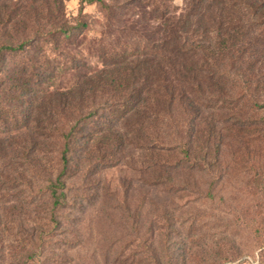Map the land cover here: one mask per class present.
Returning a JSON list of instances; mask_svg holds the SVG:
<instances>
[{"label": "rangeland", "instance_id": "rangeland-1", "mask_svg": "<svg viewBox=\"0 0 264 264\" xmlns=\"http://www.w3.org/2000/svg\"><path fill=\"white\" fill-rule=\"evenodd\" d=\"M62 1L60 12L50 0H0L5 18L21 15L29 34L39 36L0 68V264H264V108L255 107V88L243 85L254 75L242 63L218 77L230 81L225 91L198 93L211 100L199 102L203 132L196 137L186 99L173 111L153 107L123 120L121 110L112 113L107 89L87 94L93 138L73 156L67 201L54 207L49 185L59 154L48 144L56 137L36 128L39 114L55 125L79 121L76 104L73 114L57 113V94L91 88L107 72L131 73L139 57L163 56L165 16L188 15V0H138L116 7L112 19L97 3L79 0L70 10L71 0ZM41 10L38 20H26ZM56 17L73 29L68 40L35 33L39 26L49 31ZM21 25L0 23V41H21ZM200 75L204 82L206 72ZM24 83L30 92L17 103L13 95ZM27 121L33 125L22 126ZM96 127L107 132L100 151ZM180 144L190 151L181 166ZM25 148L39 151V168L16 156Z\"/></svg>", "mask_w": 264, "mask_h": 264}, {"label": "trees", "instance_id": "trees-1", "mask_svg": "<svg viewBox=\"0 0 264 264\" xmlns=\"http://www.w3.org/2000/svg\"><path fill=\"white\" fill-rule=\"evenodd\" d=\"M50 1L54 8L61 12L63 1ZM84 1L99 4L112 19L117 10L116 7H130L132 3L138 0H112V6L108 4V0ZM41 12L42 10L36 11V15L26 14V20H32L33 17L40 16ZM5 17L4 8L1 7L0 23L27 25L24 22L25 20L22 22L16 18H21V15L10 16V18ZM165 18L167 20L164 30L159 32V34L163 33L164 36L161 46L163 56L156 54L153 58L148 57L144 60H142L143 57H139L131 73H127L126 69L119 75H116L115 71L107 72L104 76L93 79L96 83L91 88H88L86 83L68 93L55 96L52 105L57 109V113L70 112L73 114V106L76 104L75 108H79L81 116L79 121L65 125H55L48 120L46 113L39 114V118L35 122L36 128L44 135L51 134V136L56 137L48 139V144L53 152L58 151L59 154L60 169L49 185L50 199L54 207L62 206L67 201L68 171L73 156L83 148L81 147L82 141H87V144L90 145L93 138L89 133L90 123L87 122L89 116H84L86 110L84 103H86L87 94L89 93L96 94L99 90L107 89L108 95L113 101L115 99L112 113L118 114L121 110L123 120L140 118L142 115L152 113L151 109L153 107L167 106L173 111L175 107L185 105L183 101L186 99L192 110H186L185 114L192 116L190 119L194 128L192 135L196 137L203 132L200 127L196 126L203 113L199 102L204 98L211 100L209 97L211 93H207L210 95L205 96L198 93H206L207 90L214 89L213 87L218 88L221 92L225 91L222 89L230 81L225 80L224 77H218L226 75L228 73L227 69L232 67L233 62L235 67L238 63H242L241 66L246 67L245 71H249L254 75L251 80L246 79L243 85L250 90L255 88V91L260 95L258 99L255 98V107L264 108V95H262L264 94V40L260 37L261 34H264V0H188L187 17L172 15L167 17L166 15ZM36 20L38 19L36 18ZM28 28L27 25L23 29L21 34L23 38L21 37L19 42L10 39L0 41V68L7 65L9 54L18 56L27 53L28 47L39 37L33 38L29 34L30 30L28 31ZM41 30L42 26H39L35 33H41L57 40H68L73 32L69 24L60 17L54 18L49 31L43 33ZM238 69L241 72L244 68L239 66ZM201 72L207 74L204 82L200 78ZM17 91L13 98L15 102L20 103L23 97L30 92L29 84L24 83L19 89L17 88ZM30 105L32 106L31 103ZM30 125H33V122L27 121L22 126L28 128ZM107 126L111 128V126ZM96 129L99 131L97 139L100 144L97 148L99 147L98 151H100L103 149L101 141H105V139L107 141V132L104 128L96 127ZM144 129L141 127L139 130L144 132ZM109 131L112 132L111 129ZM214 134V131L207 132L209 138ZM11 140L15 139L12 137ZM52 140H57L54 145ZM43 142L46 143V139ZM152 143L156 157L160 156L161 143L158 139H155ZM17 145L14 144L13 146ZM57 145H59L58 149H56ZM91 146L93 150L95 146ZM185 148L186 146L180 144L178 150H176L177 164L180 166L184 164L190 155L189 149L186 150ZM39 154L37 150L34 152L33 149L25 148L24 152L15 155L27 162L28 167L36 169L39 168V165H42ZM33 168L31 169L34 170ZM159 180L162 179L159 178Z\"/></svg>", "mask_w": 264, "mask_h": 264}, {"label": "clouds", "instance_id": "clouds-1", "mask_svg": "<svg viewBox=\"0 0 264 264\" xmlns=\"http://www.w3.org/2000/svg\"><path fill=\"white\" fill-rule=\"evenodd\" d=\"M65 2L67 3V0H65ZM78 3L79 0H71V3H67V7L70 10H74L78 7ZM173 3L176 5H182L183 4V0H173ZM92 9H86V11H91ZM73 14H75V12H73Z\"/></svg>", "mask_w": 264, "mask_h": 264}]
</instances>
